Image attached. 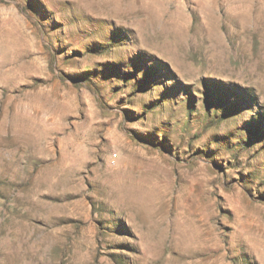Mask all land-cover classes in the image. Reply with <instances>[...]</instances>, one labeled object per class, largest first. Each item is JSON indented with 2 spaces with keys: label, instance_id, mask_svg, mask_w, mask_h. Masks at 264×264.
<instances>
[{
  "label": "rangeland",
  "instance_id": "obj_1",
  "mask_svg": "<svg viewBox=\"0 0 264 264\" xmlns=\"http://www.w3.org/2000/svg\"><path fill=\"white\" fill-rule=\"evenodd\" d=\"M0 264H264V0H0Z\"/></svg>",
  "mask_w": 264,
  "mask_h": 264
},
{
  "label": "bare ground",
  "instance_id": "obj_2",
  "mask_svg": "<svg viewBox=\"0 0 264 264\" xmlns=\"http://www.w3.org/2000/svg\"><path fill=\"white\" fill-rule=\"evenodd\" d=\"M152 1V0H151Z\"/></svg>",
  "mask_w": 264,
  "mask_h": 264
}]
</instances>
